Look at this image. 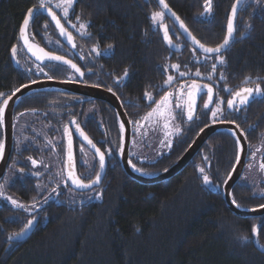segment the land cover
<instances>
[{"label": "trees", "instance_id": "trees-1", "mask_svg": "<svg viewBox=\"0 0 264 264\" xmlns=\"http://www.w3.org/2000/svg\"><path fill=\"white\" fill-rule=\"evenodd\" d=\"M205 1L166 0L201 43L216 47L223 41L235 0H212L215 7L211 23L205 21ZM39 5L40 0H0V94L3 99L39 80L80 81L83 77L85 84L115 92L135 125L165 94V89L156 91L165 85L169 64L179 65L188 74L186 85L194 79L211 77L220 92L217 104L223 102L227 89H235L248 77H251L247 83L251 88L259 84L264 89L262 4L255 2L240 12L238 38L222 55L225 63L214 70L212 65L219 56L202 61L203 56L192 47H189L192 51L181 53L167 47L162 26H155L152 21V14L161 12L156 0H76L71 18L79 17L87 24L86 37L76 28H69L60 13L55 12L74 38V53L66 47L52 20L39 11ZM30 8L38 9L28 28L30 41L70 58L83 70V76L62 63L38 64L26 54L20 32ZM164 18L167 30L171 29L181 42L188 44L173 23ZM13 47L17 49L15 62ZM126 68L128 77L124 78ZM197 71L200 76L195 75ZM212 109L201 108L197 118L191 120L181 112L180 133L173 137L169 149L154 161H141L131 153V162L141 173L161 174L181 159L208 124L237 122L246 134L251 156L242 179L234 188L232 200L241 209H259L264 205V170L259 166L264 163V95H255L242 107L237 119L229 110L225 115L217 112L213 117ZM16 116L26 125L35 120L50 122L51 148L23 150L24 144L38 140L47 144L48 132L41 129L35 136L32 129L19 130L17 150L10 165L12 174L6 187L8 194L23 208L0 200V264H264V253L256 245L257 241L264 248V216L244 218L234 214L222 194L241 150L232 133H215L180 174L165 182L145 185L131 179L121 167L119 154L124 133L111 105L70 92L46 90L24 97L16 108ZM63 119L68 126L72 122L81 126L108 159L102 186L83 195L65 183L36 179L30 182L15 179L13 173L25 165L31 167V160L36 161V171L57 174L63 170L67 154ZM2 143L3 123L0 122ZM55 145H61L62 149ZM87 151L91 157L76 150L78 173L84 182L95 179L100 171L99 159ZM254 153L258 164L252 158ZM204 175L211 183H204ZM71 192L78 199L71 198ZM91 197L83 205H77ZM28 211L35 217L33 230L28 227L25 215Z\"/></svg>", "mask_w": 264, "mask_h": 264}, {"label": "water", "instance_id": "water-1", "mask_svg": "<svg viewBox=\"0 0 264 264\" xmlns=\"http://www.w3.org/2000/svg\"><path fill=\"white\" fill-rule=\"evenodd\" d=\"M165 2H166V0H165ZM156 3L158 5V7L160 8V10L164 13V15L172 21V23L175 25L176 29L179 31V33L185 39V41L188 42L192 47H194L195 50H197L199 53H201L202 55L207 56V57L218 56L217 54H206V53H204L203 50L200 49L199 46L191 39V37L188 35V33L185 32L184 29L180 27L179 21H177L175 19V17H173L171 15V13H169L166 9H164L163 5H161L159 3V0H156ZM235 6L237 8L236 16L233 20L235 31L233 33V36L230 40L229 45H227L224 49H222V51L219 55L224 54L228 50V48L232 45V43L235 39L236 25H237V20H238V9L240 7L239 3H236ZM34 9H37V8H34ZM39 11L43 15H45L51 19V16H49L46 11H43V10H39ZM172 11H173V9H172ZM36 12L37 11H35L34 14ZM34 14H33V16H34ZM57 18H59L58 15H57ZM32 19H33V17L30 19L29 25H30ZM230 19H233L231 14H230L229 20ZM52 22L55 24V22L53 20H52ZM61 23H62V21H61ZM29 25H28L27 29H25V35L28 38V43L31 44L29 34H28ZM184 25L186 26L185 23H184ZM63 26H64V24H63ZM64 28L66 29L65 26H64ZM187 29L189 32H191L188 27H187ZM66 31L69 32L67 29H66ZM59 32H60V30H59ZM191 34H192V32H191ZM162 35H163V38H164V41H165L167 47L169 49L175 51L176 47L172 43H171V45H169L168 40L165 39L163 32H162ZM61 36L64 40L65 45L69 49H71L72 51L75 52V47H73V44H75L73 36H72V38H73L72 41H69L65 35L61 34ZM192 36H194V35L192 34ZM20 40H21V43L23 45L25 52L36 63L43 64L46 61H50L47 59L37 60L36 56L33 55V51H36L37 48H43V47L35 44V46H33V51H29L28 47L25 45L24 39L21 36V32H20ZM44 51L49 52L46 49H44ZM49 53L52 55L60 56V55L54 54L52 52H49ZM61 57H63V56H61ZM12 58H13V62H15L16 58L13 57V55H12ZM63 58L65 60H70L73 64H75L77 67H79L71 59H69L67 57H63ZM51 62H58V63L64 64L62 61H51ZM64 65H67V64H64ZM67 66L71 68L70 65H67ZM71 69H73V68H71ZM73 70L75 71V69H73ZM80 70H81V72H83L81 68H80ZM76 73L80 74L79 72H76ZM195 83L199 84L202 89H203V86L206 85L205 83L198 82V81H196ZM212 89H213L212 99L210 102L208 100V103L210 106L213 105L214 99H215V90L213 87H212ZM43 90H59V91H64V92H70V93L81 95V96H84V97H87L90 99H94L97 101H102V102H105V103L111 105L114 108L116 114L118 115V118H119L121 124H123V126H124L123 127L124 139H123L120 154H119V162L121 164V167H122L123 171L126 173V175H128L131 179L135 180L138 183L145 184V185H152V184H156V183L165 182V181H168V180L172 179L173 177L177 176L186 167H188V165L191 163V161L201 151L204 144L215 133L220 132V131L232 132L236 136V138L238 139V141L241 145V156L239 158V161H238L232 175L230 176L231 178L228 179L222 187L223 197H224L228 207L230 208V210L234 214H236L240 217L260 218V217L264 216V207H261L259 209H253V210H244V209L237 207L232 202L233 201L232 200V194H233L234 188L238 184V182L240 181V179L243 175V172H244L246 164H247L248 155H249V144H248V141L246 139V136H245L244 132L241 131V129L239 127H237L236 124L228 123V122H218V123H212V124L207 125L206 127H204L201 130V132L198 134V136L194 139V141L192 142V144L190 145L188 150L185 152V154L181 157V159L177 163H175L170 169H168L167 171H165L161 174L155 175V176L147 175V174L135 171L134 168L132 167L133 164L131 162V148H132V142H133V127H132V123H131V121H130V119H129V117H128V115H127V113L123 107V104L118 97V95L115 92L110 91L108 89H105L103 87L87 85V84H83V83H79V82L59 81V80H55V79H43V80H39V81H36L33 83H29V84H26V85L20 87L19 91H15L7 99L8 100V106L4 110V115H3L4 133L5 134H4V152H3V155H2V158L0 161V183L2 182V180L6 174L7 167L9 165V162H10V159H11V156L13 153L14 116H15L16 106L19 103V101L22 100L27 95L35 93V92L43 91ZM191 91H192V89H191ZM206 93H207L206 89H203L202 91H199L196 93V103H195V109H194L192 119H195L197 117L200 100H201L202 96L205 95ZM188 101H189V97L187 96L186 106H188ZM187 110H188V108H187ZM74 130L77 134H79L78 136L81 139V141L99 159V153L96 152V149L93 148L90 144H88V142L83 138V136L80 135V131H83V130L81 128H79V130H78V128L76 126H74ZM84 134L87 135L85 132H84ZM69 137H71V153L69 152ZM87 137L91 140V138L88 135H87ZM96 148H98V147L96 146ZM100 152H102V151L100 150ZM70 155H71V159H69ZM104 156H105L104 168L103 169L100 168V171L98 173V175L101 178L100 183L94 184L91 188L81 189V188H77L74 184H72V181L68 178L69 184L74 191L79 192V193H88V192H91L94 189L102 186L104 179H105V176H106V173H107V170H108V165H109L108 159H107L105 154H104ZM70 171L74 172V174L79 177L78 167H77L75 142H74V138L72 135V130H71V128H68V132H67V154H66V175H67V177H68V173ZM93 180H95V179H93ZM85 183H87V182H85ZM88 183H90V182H88ZM213 190H215V189L213 188ZM91 199H92V197L86 201H82V202L77 203V205H83L84 203H86L87 201H89ZM256 245H257L258 249L264 253V248L260 247L257 241H256Z\"/></svg>", "mask_w": 264, "mask_h": 264}, {"label": "snow or ice", "instance_id": "snow-or-ice-1", "mask_svg": "<svg viewBox=\"0 0 264 264\" xmlns=\"http://www.w3.org/2000/svg\"><path fill=\"white\" fill-rule=\"evenodd\" d=\"M51 0H40V5H39V10H43L46 11L48 13L49 16H51V19L55 22L56 27L60 30V33L62 35H65L66 38L69 41H72V35L71 33L67 32L66 29L64 28L63 24L61 23V20L59 18H57V15L55 12L52 11L51 7H48L47 4H50ZM74 3V0H61L60 3L57 4L58 8L62 9L63 12V17L65 19H67L68 15H69V10L71 9L72 5ZM159 3L161 5H163L164 9H166L169 13H171V15L173 17H175V19L177 21H179L180 23V27L184 29L185 32L188 33V35L191 37V39L199 46L200 49L203 50L204 53L206 54H217L219 55L222 51V49H224L227 45H229L230 40L233 36V33L235 31L234 28V23L233 20L236 16V11L237 8L234 5L231 11V15L233 19L229 20V23L227 25V35L225 37V39L223 40V42L219 45H217L216 47H206L203 43H201L199 40H197L194 36H192L191 32L188 31L187 27L184 25V22L180 19V17L174 12L172 11V9L168 6V4L165 2V0H159ZM211 3L212 0H206V3L204 5V11L205 13H210L211 12ZM237 3H239V0H237ZM37 11V9H28L27 13H26V18L23 20V27L21 28V36L24 39L25 45L28 47L29 51H33V45L28 43V38L25 35V29H27L30 19L33 17L34 12ZM163 16L164 13L163 12H155L152 14V21L155 23L157 22V20H163ZM77 20H79V17H77ZM45 27H47V25H45ZM73 27H77L75 24L73 25ZM87 28V24L85 23H80L79 24V29L78 30H86ZM81 35H87L86 31H81ZM164 36L165 39L168 40L169 45H171L172 41L171 39H169L168 37V30L167 27L165 26L164 29ZM73 47H75V44H73ZM113 47V45H108V48L111 49ZM93 51H97L96 49H93ZM13 57L16 56L17 54V49L15 47L12 48L11 50ZM97 54H99L97 52ZM33 55L36 56L37 60H50V61H62L64 64L70 65L71 68L75 69L76 72H79L81 76H83V72H81L80 68L77 67L75 64H73L70 60H65L63 57L61 56H56V55H52L49 52L44 51L43 48H37L36 51H33ZM219 62L221 64L225 63V60L223 58L222 55L219 56ZM173 68H175L177 71H179V65H172ZM213 70L215 69V64L212 65ZM42 71V69H41ZM180 76H184L186 75L185 72H179ZM196 76H200L201 73L200 72H196L195 73ZM124 78L128 77V69L126 68L123 74ZM223 79V77H221ZM174 77L169 75L167 77V80L165 81L166 84H171L173 81ZM209 79H211V77H209ZM251 80V77H248L244 80V84L249 83V81ZM26 87V86H25ZM191 89L192 91H190L188 93V97H189V101H188V110H187V119L191 120L193 118V113H194V109H195V103H196V93L199 91H202L203 89L207 90V95H208V100L209 102L212 99V92L213 89L211 86L209 85H204L203 89L201 88V86L199 84H196L195 82H193L191 84ZM17 91H19V89H17ZM3 94H0V97H2ZM146 96H148L147 93H145ZM172 95L171 92H168L167 95H164L161 100L156 104V109H159L160 106L162 104H165L166 102L169 101V97ZM255 95H264V89H261V87L259 86V84H257V87L255 88H251V87H243L242 89H240L239 91L234 92L233 96L234 98L229 100L227 102V105L229 108H233L234 105L236 104V98H241L239 100V104L240 105H247V103L249 102L250 99L254 98ZM149 99H151V97L149 96ZM8 106V100L4 99L2 106H0V122H2L3 120V115H4V110L7 108ZM204 107H208V104L206 103L204 105ZM156 109L153 110V112H149L148 115L146 117H144L145 120H147L149 117H151L153 115V113L156 111ZM220 111V108L217 107L216 112H212V116L216 117L217 112ZM174 118V117H173ZM123 124H121V129H123ZM165 127H168L167 124H165ZM237 127H239L237 125ZM79 130V128H78ZM80 135L83 136V138L88 142V144H90L93 148L96 149V152L99 153V163H100V168L103 169L104 168V164H105V156L103 152H100L99 148H96V145L87 137V135L84 134L83 131H80ZM69 152L71 153V137H69ZM3 153V145L0 144V155H2ZM31 159V158H29ZM69 159H71V155L69 156ZM207 159V158H205ZM32 164L35 165L36 161L35 160H31ZM238 162V161H237ZM132 167L137 171V172H141L142 170L140 168H137L135 165H132ZM261 169L264 170V163H262L260 165ZM165 171H167V169H165ZM201 173L204 172V169L201 168L200 169ZM234 171V169H233ZM68 178L72 181V184H74L77 188H91L94 184H99L100 183V176L96 175L95 180L91 181L90 183H85L84 180L80 179L78 176H76L74 174V172L70 171L68 173ZM231 177H229L230 179ZM203 180L205 184H209L211 183L209 177L207 175L203 176ZM0 195H3L2 190H0ZM8 200L11 201V203L13 205H16L17 207H23V205L19 204L16 200L11 199L10 197L7 198ZM234 204H236L235 199H233L232 201ZM237 207H239V205H237ZM261 207H264V205H262ZM32 221H28V227L30 228L32 226ZM253 231L255 232L256 230L253 229ZM246 239V238H245Z\"/></svg>", "mask_w": 264, "mask_h": 264}, {"label": "flooded vegetation", "instance_id": "flooded-vegetation-1", "mask_svg": "<svg viewBox=\"0 0 264 264\" xmlns=\"http://www.w3.org/2000/svg\"><path fill=\"white\" fill-rule=\"evenodd\" d=\"M205 3H206V1L204 2V5H205ZM237 3V0H235V2L233 3V5H232V7H231V9H230V12H229V17H228V20H227V25H228V22H229V18H230V14H231V11H232V8H233V6L235 5ZM253 3H255L253 0H239V9H238V18H239V14H240V12L242 11V10H246V8L249 6V5H251V4H253ZM214 7H215V5H214V3L212 2L211 3V12L210 13H205V11H204V15L206 16V22H212V20L214 19L213 18V16H212V14H213V12H214ZM164 17H166L165 15H164ZM166 18H168V17H166ZM213 18V19H212ZM169 19V18H168ZM170 20V19H169ZM164 21H165V18L163 19V21H162V23L160 24L161 26H162V30H163V33H164V29H165V25H164ZM171 21V20H170ZM171 23H172V21H171ZM174 25V24H173ZM227 25H226V32H225V36H224V38H223V40L225 39V37H226V35H227ZM175 26V25H174ZM176 28V27H175ZM237 28H238V20H237V25H236V34H235V39H234V41H233V43H232V45L234 44V42H235V40H236V38H238V30H237ZM171 30V29H170ZM170 30H168V37H169V39H171V41H172V44L176 47V49H175V51H173V50H171V51H173L174 53H181V52H185L186 50H190V51H192L189 47H192L188 42V44H185V43H183V42H181L180 41V39L178 38V36L174 33V31H170ZM178 31V30H177ZM178 33H179V31H178ZM193 34V33H192ZM179 35L181 36V34L179 33ZM172 36H175L176 37V39L175 40H173L171 37ZM182 37V36H181ZM182 39H184L183 37H182ZM185 40V39H184ZM223 42V41H222ZM221 42V43H222ZM220 43V44H221ZM31 44L33 45V46H35V44L36 43H34V41H32L31 40ZM231 45V46H232ZM230 46V47H231ZM67 47V46H66ZM230 47L228 48V50L230 49ZM189 48V49H188ZM192 49L193 50H195V48L194 47H192ZM227 50V51H228ZM70 51L71 52H73L74 53V51H72L71 49H70ZM197 51V50H196ZM226 51V52H227ZM198 52V51H197ZM225 52V53H226ZM224 53V54H225ZM27 54V53H26ZM201 54V53H200ZM224 54H221V55H224ZM28 55V54H27ZM202 55V54H201ZM29 56V55H28ZM203 57H205L206 58V60H208V58H211V57H207V56H204V55H202ZM218 56H220V55H218ZM30 57V56H29ZM203 57H200V58H203ZM216 57V56H215ZM31 59V58H30ZM70 59V58H69ZM32 60V59H31ZM205 60V61H206ZM32 61H34V60H32ZM35 62V61H34ZM216 64H215V69L216 68H219V66H222L221 65V63L219 62V60L217 59L216 60ZM83 71V70H82ZM87 73H89V72H87ZM83 77H82V79L80 80V81H76V80H67V81H71V82H79V83H83V84H85L84 83V81H83ZM196 81H198V82H202V83H205V84H207V85H209V86H212L213 88H214V90H215V99H214V103H213V105L212 106H210L209 105V103H208V95L207 94H205V95H203L202 96V98H201V100H200V104H199V108H198V112H199V110L202 108H204V105L207 103L208 104V108L209 109H211V108H213L212 110V112H216V109H217V107H219L220 108V111L219 112H222V114H227L226 112H228V110L229 111H233V113H230V115L231 116H234L235 117V119H237L238 118V116H237V114H240L242 111V107L244 106H242V105H240L239 104V100L241 99V98H236V104L234 105V107L233 108H229L228 107V105H227V102L229 101V100H231V99H233L234 98V96H233V94H234V92H236V91H239L240 89H242L243 87H251V85H248V84H240V85H238L237 87H235V89H227V91H226V93H225V95H223V102L222 103H216L217 102V100H218V98H217V96L219 95V91H217V89H216V87H215V85L213 84V83H216L215 81L214 82H212L213 81V79L211 78V79H209V78H207V77H204V78H201L200 80H196V79H194V80H192L191 81V83H189L188 85H187V90L185 91V92H183L182 94H181V96L182 97H187L188 96V93L191 91V84L193 83V82H196ZM87 85H89V84H87ZM93 86H95V85H93ZM165 89V94L164 95H167V93L168 92H171V90H173V87L172 88H170L169 86H166V85H164L163 87H161V89H159L158 91H156V93H158V92H160V90L162 91V90H164ZM43 91H46V90H43ZM39 92H42V91H39ZM36 93V92H35ZM163 95V96H164ZM162 96V97H163ZM162 97H160V99H158L157 100V103L161 100V98ZM9 98V97H8ZM8 98H6V99H8ZM177 98V97H176ZM85 99H90V98H87V97H85ZM225 99V100H224ZM3 98H1L0 97V102H3ZM179 100H180V96H179ZM252 99H250L249 100V102L251 101ZM21 101V100H20ZM19 101V102H20ZM174 102H175V100H174ZM172 103V106H174L173 107V110H169L170 112H171V114L173 113L174 114V124L173 125H176V126H178L179 127V124H178V122H179V119H180V117H181V112H183L184 114H187V106H186V104H187V101L184 103V105H182L181 106V108H179V109H176V110H174L175 109V107H176V103ZM248 102V103H249ZM19 104V103H18ZM18 104H17V106H18ZM1 106H2V104H1ZM17 106H16V108H17ZM156 106V105H155ZM154 106V107H155ZM227 107V108H226ZM175 112V113H174ZM211 112V113H212ZM197 115H198V113H197ZM228 116V115H227ZM224 117V116H223ZM197 118V117H196ZM131 121V120H130ZM218 122H228V123H234V124H236V125H238V123L237 122H234V121H218ZM217 121L216 122H212V123H218ZM2 123H3V143H2V145H3V149H4V122H3V120H2ZM131 123H132V121H131ZM212 123H210V124H212ZM209 125V124H208ZM74 126H76L77 128H81L82 130H83V128L81 127V126H79L78 124H76L75 122H72L69 126L66 124V121L63 119V127H64V135H65V149L67 150V132H68V128H71V130H72V135H73V138H74V142H75V148H76V150L77 149H79L80 151H83V152H87V150H89L90 151V149L81 141V139L79 138V134H77L76 132H75V130H74ZM239 126V125H238ZM132 127H133V133H134V127H135V125H133V123H132ZM239 128H240V126H239ZM20 129H32V130H34L35 131V133H34V135L36 136V135H38L39 134V132L41 131V129L42 130H46V132H48V134H47V138H46V140H47V144H42V142L40 141V140H38L39 142H37L36 141V143H27V144H24L23 145V150H40V149H44V150H50V148H51V142H50V122H46V120H44V121H39V120H35V121H33L32 123H30V124H24L23 123V121L20 119H18L17 118V116H16V109H15V116H14V147H13V153H12V156H13V154H14V151L15 150H17L16 149V143H17V140H16V138H18L19 136H20V134H19V130ZM241 129V128H240ZM84 131V130H83ZM241 131H243L242 129H241ZM85 132V131H84ZM226 132H229V133H232V132H230V131H226ZM244 132V131H243ZM86 133V132H85ZM135 134V133H134ZM233 134V133H232ZM244 134H245V132H244ZM234 135V134H233ZM245 136H246V134H245ZM236 137V136H235ZM78 139V143L76 142V140ZM247 139V138H246ZM238 140V139H237ZM248 141V140H247ZM45 143V142H44ZM249 144V143H248ZM96 145V144H95ZM20 146V145H19ZM57 146V147H56ZM241 146V145H240ZM55 148H61L62 149V147H61V145H55ZM202 150V149H201ZM201 152V151H200ZM199 152V153H200ZM198 153V154H199ZM197 154V155H198ZM196 155V156H197ZM12 156H11V159H10V162H9V165H8V167H7V171H6V174H5V176H4V178H3V180H2V182L0 183V188H1V186H5V189H4V192L7 194V195H9L8 194V192H7V187H6V183L10 180V177H11V174H12V172L10 171L12 168H10V165L12 164L11 163V160H12ZM240 156H241V150H240ZM240 156H239V158H240ZM250 156H251V148H250V146H249V155H248V160H247V164H246V167H247V165H248V161H249V159H250ZM203 159H204V161H206V159L203 157ZM109 164V163H108ZM13 165V164H12ZM109 166V165H108ZM208 166H210V165H208ZM246 167H245V169H246ZM186 169V168H185ZM184 169V170H185ZM183 170V171H184ZM244 172H245V170H244ZM244 172H243V175H244ZM13 173H15V179H21V178H23V179H27L28 181H30V182H34V180L36 179V180H39V181H45L46 183H56V182H59V183H65L66 182V184H68L69 185V187H70V189H72L71 188V186H70V184H69V179H68V177H67V175H66V164H65V166H64V168H63V170L61 169L59 172H56L57 174H55V173H52L51 171H46V170H44V171H36V165H33L32 164V166L30 167V165H28V166H24V168H22V169H17L15 172H13ZM79 174V173H78ZM243 175H242V177H243ZM80 177V176H79ZM242 177H241V179H242ZM81 178V177H80ZM240 179V180H241ZM91 182V181H90ZM88 183V182H87ZM73 190V189H72ZM74 191V190H73ZM74 192H76V191H74ZM5 193H4V195H5ZM72 193V192H71ZM76 193H79V192H76ZM73 194H75V193H72L71 194V198H73L74 200L75 199H78L77 197H75V195H73ZM79 194H85V193H79ZM7 195H5V196H3V198L1 197V195H0V200H1V203H7V204H10V202L8 201V200H6L7 198H8V196ZM10 196V195H9ZM11 197V196H10ZM84 198H82V200H83ZM77 202H79V201H76V203ZM11 205V204H10ZM45 204H43L42 206H39L38 208H37V210L36 211H38V210H40L41 209V207H43ZM35 212V211H34ZM25 215L27 216V218H28V221H33V220H35V217H32V215H33V213H30L29 211L28 212H26L25 213ZM27 221V222H28ZM31 228V230H33V227L31 226L30 227ZM30 234H31V232H29L28 233V236H30ZM13 239V238H12Z\"/></svg>", "mask_w": 264, "mask_h": 264}, {"label": "rangeland", "instance_id": "rangeland-1", "mask_svg": "<svg viewBox=\"0 0 264 264\" xmlns=\"http://www.w3.org/2000/svg\"><path fill=\"white\" fill-rule=\"evenodd\" d=\"M253 1L256 2L257 4H262L264 6V0H253ZM60 2L61 0H51V3L47 4V6L51 7L54 12L60 13V15L62 16V19L67 23L69 28H74L73 25L75 24L77 26L75 28L78 30L79 24L85 23V22L81 21L80 19L77 20V19L71 18L72 11L74 9L76 0H74V3L71 9L69 10V15L67 19L63 17L62 9L57 7V4ZM46 3H47V0H46ZM163 19H164V16H163ZM162 21L163 20L158 19L157 22L154 23V25L155 26L160 25ZM81 31H86V30H78L80 35H81ZM86 36L87 35H83L82 37H86ZM200 59L202 61L206 60L205 57L200 58ZM172 65L174 64H169L167 67V77L171 75L174 77V79L170 85L165 83L166 86H169L170 88L173 87V90H171L172 95L169 97V101L166 102L165 104H162L159 109H156V106H155L151 111H149V112H153V110L156 109L153 115L149 117L147 120H145L144 117L148 115L149 113L148 112L139 120L137 124H135V127H134L135 134L133 133L131 153H132V156H137L138 158L141 159V161H147V160L154 161L157 158H159L165 151L169 149V146L171 145V141L173 140V137H175L176 134L180 133V128L176 125H173L174 124L173 123L174 114L173 113L171 114L169 110H173L174 106H172V103L174 102V100H175L174 103H176V107L174 110L181 108V106L184 105V103L187 101V97H182L181 94L187 90V85L185 84L184 81L188 77V74L185 71H181L180 67H179V71H177L175 68L172 67ZM179 72H185L186 75L180 76ZM179 96H180V100H179ZM165 124H167L168 127H165ZM3 152H4V149H3ZM85 154L91 157L88 151L85 152ZM2 155H0V161H1ZM255 156H256V153L252 155V158H254V162L256 159L258 160V158ZM64 185L66 186V182ZM4 189H5V186L4 185L1 186L0 190H2L3 192V195H1L2 198L3 196L7 195L4 192ZM7 196L10 197L9 195ZM10 198L13 199L12 197ZM8 201L10 202L12 206L16 208H23V207H17L16 205H13L10 200Z\"/></svg>", "mask_w": 264, "mask_h": 264}, {"label": "bare ground", "instance_id": "bare-ground-1", "mask_svg": "<svg viewBox=\"0 0 264 264\" xmlns=\"http://www.w3.org/2000/svg\"><path fill=\"white\" fill-rule=\"evenodd\" d=\"M135 170V169H134ZM136 171V170H135Z\"/></svg>", "mask_w": 264, "mask_h": 264}]
</instances>
